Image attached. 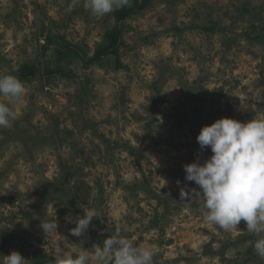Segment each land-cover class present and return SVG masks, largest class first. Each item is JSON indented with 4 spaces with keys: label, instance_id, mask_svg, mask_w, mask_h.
I'll return each instance as SVG.
<instances>
[{
    "label": "rangeland",
    "instance_id": "rangeland-1",
    "mask_svg": "<svg viewBox=\"0 0 264 264\" xmlns=\"http://www.w3.org/2000/svg\"><path fill=\"white\" fill-rule=\"evenodd\" d=\"M83 2L68 13L70 0H0V73L39 69L0 128V263L12 251L52 260L53 240L91 251L117 229L159 264H264L243 222L222 230L201 200L180 199L198 187L183 166L212 154L199 150L203 126L264 117V0H152L124 24L125 69L114 57L86 68L67 51L92 58L116 25L115 11ZM78 205L99 217L81 238L68 220L84 215ZM49 219L58 234L43 232Z\"/></svg>",
    "mask_w": 264,
    "mask_h": 264
},
{
    "label": "clouds",
    "instance_id": "clouds-1",
    "mask_svg": "<svg viewBox=\"0 0 264 264\" xmlns=\"http://www.w3.org/2000/svg\"><path fill=\"white\" fill-rule=\"evenodd\" d=\"M80 0H70L66 12L71 13ZM131 0H84L83 7L93 15L103 17L130 6ZM0 95L10 98L11 104L0 102V128H9L17 119L15 106L25 95L23 82L15 75L0 74ZM201 153L210 149L211 155L200 162L197 158L183 166L185 181L198 187H181L180 199H199L206 210V221L222 230L237 228L242 222L247 232L257 237L256 254L264 259V117L241 122L223 117L201 128L196 137ZM180 185V181H177ZM83 209L84 215L68 220L75 223L70 230L74 237H85L94 218L93 209ZM43 232L58 234V223L49 219L40 223ZM111 234L89 248L67 250L50 241L54 257L52 264H159L152 247L138 246L133 238L110 229ZM27 260L12 251L3 256V264H26Z\"/></svg>",
    "mask_w": 264,
    "mask_h": 264
},
{
    "label": "trees",
    "instance_id": "trees-1",
    "mask_svg": "<svg viewBox=\"0 0 264 264\" xmlns=\"http://www.w3.org/2000/svg\"><path fill=\"white\" fill-rule=\"evenodd\" d=\"M152 6V0H133V4L121 9H118L114 13L116 25L105 34L103 43L97 47V50L92 58H88L87 54L77 46H68L67 51L76 54L84 63L86 68L94 66L101 60H110L115 58L116 68L125 69L121 60L120 50L126 45L124 41V24L127 20L137 16L146 9ZM256 42H264V35H258L254 37ZM73 55V54H72ZM0 74H12L17 76L22 82H30L39 76V69L35 65L23 64L16 70L10 72H1ZM51 76L63 75L61 68L50 72ZM54 75V76H53ZM1 264V263H0ZM33 264H52V260L40 257L34 261Z\"/></svg>",
    "mask_w": 264,
    "mask_h": 264
}]
</instances>
